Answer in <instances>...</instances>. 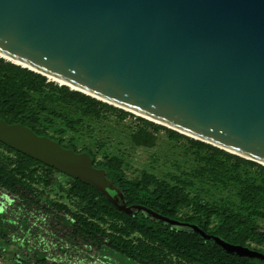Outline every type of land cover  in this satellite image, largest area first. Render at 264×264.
<instances>
[{
	"label": "water",
	"instance_id": "obj_1",
	"mask_svg": "<svg viewBox=\"0 0 264 264\" xmlns=\"http://www.w3.org/2000/svg\"><path fill=\"white\" fill-rule=\"evenodd\" d=\"M0 57L264 166V0H0ZM0 142L93 186L128 215L144 212L264 261L196 225L127 207L85 152L2 119Z\"/></svg>",
	"mask_w": 264,
	"mask_h": 264
},
{
	"label": "trees",
	"instance_id": "obj_2",
	"mask_svg": "<svg viewBox=\"0 0 264 264\" xmlns=\"http://www.w3.org/2000/svg\"><path fill=\"white\" fill-rule=\"evenodd\" d=\"M108 114L118 121L132 115L0 57V119L87 153L95 168L106 171L127 207H145L264 255V229L258 224L264 221V166L138 117L131 135L135 146H155L157 134L164 131L169 141L186 142L195 164L168 181L146 171L129 177L122 157L98 161L90 150L64 145L61 135L47 132L56 121L74 131L83 119L101 120ZM54 172L61 173L0 142V193L10 198L6 205L0 203V244L19 246L25 254L15 255L14 264H62L55 260L72 248L65 243L95 246L106 264H264L227 253L212 239L151 220L144 212L128 215L93 186L63 173L71 179L65 193L76 200L77 211L43 200L45 193L37 186L54 184Z\"/></svg>",
	"mask_w": 264,
	"mask_h": 264
},
{
	"label": "rangeland",
	"instance_id": "obj_3",
	"mask_svg": "<svg viewBox=\"0 0 264 264\" xmlns=\"http://www.w3.org/2000/svg\"><path fill=\"white\" fill-rule=\"evenodd\" d=\"M47 80L52 81L48 78ZM138 117L141 118L132 114L124 120L118 121L115 114H108L105 119L101 120L83 119L74 131L65 129L59 121H56L53 126L47 127V132L54 137L61 135L64 145L73 144L78 150L83 148L90 150L98 161L105 157H122L124 160L123 169L129 177L139 176L141 171H146L159 179L168 181L170 176L181 175L193 168L195 163L192 155L185 150L186 142L183 140L171 142L167 139L164 131L157 134L155 146L151 148L135 146L131 135L139 125ZM61 128L65 130L60 134L58 129ZM52 176L54 184L49 187L37 186L45 193L42 199L48 198L49 201L64 203L72 211H77L76 200L67 198L65 193L71 179L56 172ZM203 196L208 199V193H203ZM7 199L10 198L0 193V203L6 205ZM33 215L40 216V211L34 210ZM258 224L264 229V221L260 220ZM65 244L76 250V253L74 254L71 248L66 257L61 255L56 260L54 259L55 261L62 264H106V262H101L98 250L93 245L87 243L76 244V246ZM22 253L19 246L0 244V264H14L15 255Z\"/></svg>",
	"mask_w": 264,
	"mask_h": 264
},
{
	"label": "bare ground",
	"instance_id": "obj_4",
	"mask_svg": "<svg viewBox=\"0 0 264 264\" xmlns=\"http://www.w3.org/2000/svg\"><path fill=\"white\" fill-rule=\"evenodd\" d=\"M50 79H52V78H50Z\"/></svg>",
	"mask_w": 264,
	"mask_h": 264
}]
</instances>
